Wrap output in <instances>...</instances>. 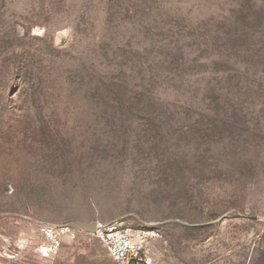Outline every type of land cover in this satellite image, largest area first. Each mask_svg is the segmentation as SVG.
Listing matches in <instances>:
<instances>
[{"label":"rangeland","instance_id":"1","mask_svg":"<svg viewBox=\"0 0 264 264\" xmlns=\"http://www.w3.org/2000/svg\"><path fill=\"white\" fill-rule=\"evenodd\" d=\"M263 30L264 0H0V264H118L77 229L36 253L115 220L154 264H264Z\"/></svg>","mask_w":264,"mask_h":264},{"label":"built area","instance_id":"2","mask_svg":"<svg viewBox=\"0 0 264 264\" xmlns=\"http://www.w3.org/2000/svg\"><path fill=\"white\" fill-rule=\"evenodd\" d=\"M42 239L36 248L40 258L54 256L65 238H75L74 229L63 226L42 224L38 228ZM101 244L106 255L118 264H154L149 252V245L159 236L154 228H130L122 221L95 223L93 234H87Z\"/></svg>","mask_w":264,"mask_h":264},{"label":"trees","instance_id":"3","mask_svg":"<svg viewBox=\"0 0 264 264\" xmlns=\"http://www.w3.org/2000/svg\"><path fill=\"white\" fill-rule=\"evenodd\" d=\"M258 12H249L245 16L246 19L252 20L255 15H258ZM253 16V17H252ZM250 17V18H249ZM238 21V20H237ZM238 22L236 20H233L232 16H229L228 18H222L218 21V27L213 31L212 34L203 33L200 36L201 43L203 47V52L209 54L210 50H216L215 56L207 55L203 57V63L205 64H213L216 65L218 63L221 64H228V57L231 52V41H238L242 39V37L249 33L246 30L238 29ZM234 32V33H233ZM233 33V34H232ZM264 34V30L258 33V37L262 36ZM263 44V43H261ZM264 45V44H263ZM256 50V60H261L264 57V48H262L261 45H259ZM198 59H201V56L198 57Z\"/></svg>","mask_w":264,"mask_h":264},{"label":"water","instance_id":"4","mask_svg":"<svg viewBox=\"0 0 264 264\" xmlns=\"http://www.w3.org/2000/svg\"><path fill=\"white\" fill-rule=\"evenodd\" d=\"M67 227L71 228V229H77L80 230L82 232H84L85 234H93L95 231V223L92 224H85V223H72L67 225Z\"/></svg>","mask_w":264,"mask_h":264}]
</instances>
